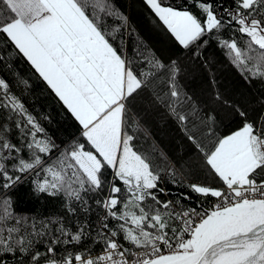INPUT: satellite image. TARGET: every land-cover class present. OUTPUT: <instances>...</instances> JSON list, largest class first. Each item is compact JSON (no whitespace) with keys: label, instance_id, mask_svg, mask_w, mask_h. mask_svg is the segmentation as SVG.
<instances>
[{"label":"snow or ice","instance_id":"6c2138e0","mask_svg":"<svg viewBox=\"0 0 264 264\" xmlns=\"http://www.w3.org/2000/svg\"><path fill=\"white\" fill-rule=\"evenodd\" d=\"M140 3L0 0V264H264V0Z\"/></svg>","mask_w":264,"mask_h":264},{"label":"trees","instance_id":"16d2710c","mask_svg":"<svg viewBox=\"0 0 264 264\" xmlns=\"http://www.w3.org/2000/svg\"><path fill=\"white\" fill-rule=\"evenodd\" d=\"M117 3L122 7L125 13L131 19L133 26L139 31L144 39L157 46H163L164 38L158 33L152 25L149 23L146 15L145 9L143 8L140 0H117ZM217 77L220 80L221 87L228 92H233L236 88L238 76L235 72L229 68L226 63L218 64L216 67ZM203 74H197L196 84L200 83ZM40 89L37 88L36 92L39 93ZM35 107L43 112L51 111L54 119V123L60 128V132L63 135H68L75 129L71 126V122L63 121L58 115L57 110L53 106V102L50 97H45L40 95L38 99L35 100ZM152 135L155 142L167 151L170 155H174L177 150L176 136L169 126H160L156 122H152ZM55 130V128L53 129ZM20 204L22 208H36L42 207V204L35 201L29 194L26 187L22 188L19 192Z\"/></svg>","mask_w":264,"mask_h":264}]
</instances>
